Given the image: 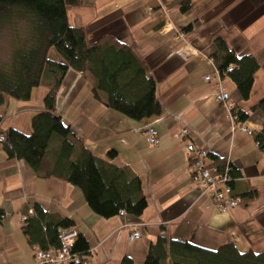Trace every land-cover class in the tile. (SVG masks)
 Instances as JSON below:
<instances>
[{
    "label": "crops",
    "instance_id": "obj_1",
    "mask_svg": "<svg viewBox=\"0 0 264 264\" xmlns=\"http://www.w3.org/2000/svg\"><path fill=\"white\" fill-rule=\"evenodd\" d=\"M182 1L82 0L67 8L70 26L84 28L89 41L105 33L118 37L156 83L161 115L141 121L100 105L83 76L71 69L56 96L58 116L95 156L114 150L111 162L128 165L140 177L147 208L138 217L101 218L78 188L36 176L23 161L7 159L0 144V264H38L40 248L28 242L21 221L34 204L67 219L87 240L83 264H121L126 256L143 264L159 235L211 250L228 242L240 251L264 250V151L254 136L231 130L230 113L215 100V83L204 80L216 69L211 59L215 37L236 55L254 56L259 69L246 100L228 75L220 82L234 108L245 114L242 123L255 135L264 129V110L256 107L264 99V27H255L258 22L264 26V0H191L185 13L179 10ZM48 79L28 101L7 102L0 134L9 128L31 132L32 117L45 109ZM150 125L159 137L155 146L146 139ZM181 128L188 131L185 138L177 135ZM187 141L207 149L212 168L234 169L236 207L218 212L209 194L190 181ZM134 230L140 238L129 241Z\"/></svg>",
    "mask_w": 264,
    "mask_h": 264
},
{
    "label": "trees",
    "instance_id": "obj_2",
    "mask_svg": "<svg viewBox=\"0 0 264 264\" xmlns=\"http://www.w3.org/2000/svg\"><path fill=\"white\" fill-rule=\"evenodd\" d=\"M82 0H0V33L10 30L13 48L7 60H0V124L8 101L26 102L32 91L51 82L44 97V111L31 119V132L9 128L2 132L1 148L9 160L23 161L40 178H56L78 188L92 212L109 219L120 212L138 217L147 208L140 177L128 165H115L117 156L109 150L105 157L95 156L76 132L65 124L56 111V96L66 72L80 73L89 84L92 98L105 108L133 121L158 117L161 106L156 83L147 67L132 48L118 37L101 34L89 41L84 28L70 26L67 8L81 5ZM191 0L179 4L183 13ZM24 31V36L18 33ZM211 59L219 74L228 75L241 97L246 100L259 69L256 58L236 55L221 37L213 40ZM54 48L58 57H51ZM233 65L230 73L227 67ZM264 99L256 107L264 110ZM240 122L245 114L233 109ZM264 150V129L254 135ZM213 163L208 164L212 166ZM228 169L227 184L232 188L234 169ZM22 231L31 245L40 250L60 247L57 229L70 226L68 220L50 214L34 204L25 216ZM88 242L78 235L71 251L82 264L88 254ZM121 264H133L124 257ZM143 264H264V250L240 251L231 242L211 250L186 240L159 235L149 246Z\"/></svg>",
    "mask_w": 264,
    "mask_h": 264
},
{
    "label": "built area",
    "instance_id": "obj_3",
    "mask_svg": "<svg viewBox=\"0 0 264 264\" xmlns=\"http://www.w3.org/2000/svg\"><path fill=\"white\" fill-rule=\"evenodd\" d=\"M182 36L181 34H179ZM234 69L233 65L227 67V72L230 73ZM226 75V74H225ZM221 75L215 69L213 75H205V82H214L216 85L215 100L217 103L224 105L230 113L231 130H238L249 136H254L255 133L247 128L245 124L238 120V117L233 113L234 103L230 99L229 93L221 86ZM157 120H154L156 122ZM147 142L155 146L159 142L157 131L150 125L146 128ZM179 137L185 138L188 135L186 128H181L177 134ZM3 137L0 136V141ZM257 146L260 147L257 142ZM185 149L190 155V181L199 186L203 193L209 194L215 209L220 213H225L229 208H234L238 205V199L233 197L232 189L228 186V169L218 172L215 168L208 166L207 149L197 148L193 143L187 141ZM264 151V150H263ZM31 212V211H30ZM120 212V215H123ZM25 217L21 218L24 221ZM58 240L60 247L57 250L48 249L46 251L36 250L35 260L38 264H82L80 257L73 254L71 251L72 245L78 236V231L74 227H59L57 229ZM140 232L134 230L129 235V241L138 240Z\"/></svg>",
    "mask_w": 264,
    "mask_h": 264
},
{
    "label": "rangeland",
    "instance_id": "obj_4",
    "mask_svg": "<svg viewBox=\"0 0 264 264\" xmlns=\"http://www.w3.org/2000/svg\"><path fill=\"white\" fill-rule=\"evenodd\" d=\"M255 27L257 30H259L260 28H263L264 26L263 24H261V22H258L255 24ZM260 31H262V29ZM18 33L20 36H24V31H20L19 28H18ZM249 34L250 32H248L247 35ZM248 39H251V37ZM12 48H13V43L11 40L10 30L6 29V30L1 31L0 33V60L2 61L7 60L11 53ZM50 55L51 57H54V56L58 57L57 56L58 54L54 48L51 49Z\"/></svg>",
    "mask_w": 264,
    "mask_h": 264
},
{
    "label": "water",
    "instance_id": "obj_5",
    "mask_svg": "<svg viewBox=\"0 0 264 264\" xmlns=\"http://www.w3.org/2000/svg\"><path fill=\"white\" fill-rule=\"evenodd\" d=\"M262 149V148H261ZM263 150V149H262Z\"/></svg>",
    "mask_w": 264,
    "mask_h": 264
},
{
    "label": "clouds",
    "instance_id": "obj_6",
    "mask_svg": "<svg viewBox=\"0 0 264 264\" xmlns=\"http://www.w3.org/2000/svg\"><path fill=\"white\" fill-rule=\"evenodd\" d=\"M79 235V234H78Z\"/></svg>",
    "mask_w": 264,
    "mask_h": 264
}]
</instances>
